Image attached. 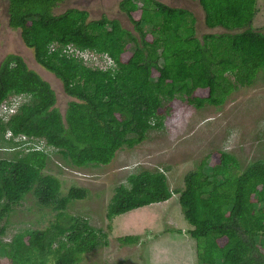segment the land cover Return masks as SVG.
Returning a JSON list of instances; mask_svg holds the SVG:
<instances>
[{"label": "trees", "instance_id": "16d2710c", "mask_svg": "<svg viewBox=\"0 0 264 264\" xmlns=\"http://www.w3.org/2000/svg\"><path fill=\"white\" fill-rule=\"evenodd\" d=\"M6 1L9 28L19 30L37 65L61 82L71 101L62 114L50 84L21 56L8 54L0 62V106L9 97L28 98L9 119L0 120V138L14 150L0 159V222L30 194L54 217L45 230H20L8 242L2 225L0 264H78L81 255L107 242L100 229L67 211L86 190L72 186L61 195L60 180L43 173L50 158L45 148L72 168L106 166L118 151L132 149L162 127L165 102L178 98L197 110L218 108L259 74L264 78V31L251 26L257 0H191L198 3L204 26L218 29L200 39L193 13L156 0H142L140 7L135 0L119 2L136 35L118 20L89 21L86 10L55 15L66 0ZM68 47L107 56L111 64L90 66L67 53ZM21 139L26 152L15 150ZM207 157L212 162L204 159L187 173L179 191L169 190L162 171L130 174L126 185L115 188L106 218L178 194L197 264H264V158L240 165L230 152ZM119 241L131 245L137 238Z\"/></svg>", "mask_w": 264, "mask_h": 264}, {"label": "rangeland", "instance_id": "374dc122", "mask_svg": "<svg viewBox=\"0 0 264 264\" xmlns=\"http://www.w3.org/2000/svg\"><path fill=\"white\" fill-rule=\"evenodd\" d=\"M120 1L66 0L53 13L58 15L68 9L86 10L89 21L102 17L118 20L123 28L134 33L131 23L118 9ZM156 1L193 13L198 39L204 34L218 32V29L211 31L204 26L203 13L197 2ZM135 3L140 7L142 0H135ZM256 6L257 13L251 26L254 30L264 31V0H257ZM8 54L21 56L30 70L50 84L56 95L55 107L63 114L71 98L64 93L61 82L53 74L37 65L31 50L24 46L19 30L8 27L7 1L0 0V62ZM83 57L90 66L104 67L105 61L109 63L96 56ZM8 100L19 106L26 103L28 98L20 96ZM164 109L167 114L165 112L163 115L160 129L149 132L147 138L132 149L118 151L106 166L72 168L66 166L54 151L45 148L50 158L43 173L60 180L61 195H65L72 186L86 190L85 199L71 201L67 211L84 217L91 227L100 229L107 242L81 255L78 264H197L195 241L187 233L192 228L183 218L178 194H173L167 202L142 207L108 220L107 205L115 188L126 185V178L130 174L147 170L162 171L167 177L170 191L182 190L185 175L195 170L204 159L207 165L211 163L212 159L207 156L216 151L233 153L240 165L264 158V78L261 74L253 85L233 91L218 108L205 106L197 110L174 98L164 103ZM0 120L5 121L1 114ZM4 138L6 140L7 135ZM18 141L22 146L15 150L26 152L22 139ZM35 146L43 148L41 143ZM6 147L9 145L0 138V159L12 156L14 150ZM204 171L208 173V167ZM35 201V197L28 195L20 207H16L7 219L0 222V227L4 224L7 226L4 242H8L20 230H45L54 221L53 213L37 206ZM128 236L136 237L137 241L131 245L119 241Z\"/></svg>", "mask_w": 264, "mask_h": 264}, {"label": "built area", "instance_id": "2783aa9c", "mask_svg": "<svg viewBox=\"0 0 264 264\" xmlns=\"http://www.w3.org/2000/svg\"><path fill=\"white\" fill-rule=\"evenodd\" d=\"M66 51L69 54H74L76 57L83 58V59H84V57H83L84 55L100 57V56H97V55H94V54H90V53H87V52H82L81 53V52L77 51L76 49H74L73 47H68V49ZM102 58H104L105 60L109 61V63H107L105 61V64H107V65L111 64V61H110V59L107 56H103ZM84 61H85V59H84ZM16 106L17 105L14 104V103H12V104H4L1 107V115H3L5 118H7L9 115H11V114H13L15 112Z\"/></svg>", "mask_w": 264, "mask_h": 264}, {"label": "clouds", "instance_id": "9594fccd", "mask_svg": "<svg viewBox=\"0 0 264 264\" xmlns=\"http://www.w3.org/2000/svg\"><path fill=\"white\" fill-rule=\"evenodd\" d=\"M9 98H11V97H9ZM9 98H8V99H9ZM8 99L2 103V105L0 106V109H1V107H2L4 104H12V102H10ZM19 106H20V105H19ZM17 107H18V106H16L15 112H16V110H17ZM15 112H14L13 114H15ZM0 114H1V112H0ZM13 114H11V115H13ZM11 115H9L7 118L4 117V118H5V121H6L7 119H9V117H10ZM8 136H9V135L7 134V137H8ZM85 196H86V195H85ZM84 199H85V198H84Z\"/></svg>", "mask_w": 264, "mask_h": 264}, {"label": "flooded vegetation", "instance_id": "af4514ba", "mask_svg": "<svg viewBox=\"0 0 264 264\" xmlns=\"http://www.w3.org/2000/svg\"><path fill=\"white\" fill-rule=\"evenodd\" d=\"M8 25V24H7ZM9 27V26H8Z\"/></svg>", "mask_w": 264, "mask_h": 264}]
</instances>
